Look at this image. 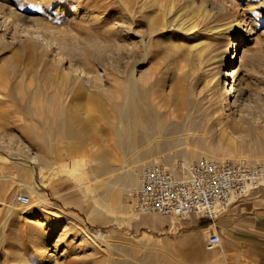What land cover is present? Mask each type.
<instances>
[{
	"label": "rangeland",
	"instance_id": "374dc122",
	"mask_svg": "<svg viewBox=\"0 0 264 264\" xmlns=\"http://www.w3.org/2000/svg\"><path fill=\"white\" fill-rule=\"evenodd\" d=\"M3 1L0 0L1 10L8 8L13 15H20V19H24L22 22L27 21L57 38L69 47L70 54L74 56L72 60L81 63L87 72L99 76L100 82L94 80V83L81 84L79 89H75L60 79L59 70L54 71L48 64L37 66L30 58H24L15 43L9 46L0 43V133L10 138L13 136V141H20L9 145L21 149L20 153H13L15 159L11 163L0 159V264H13L14 249L28 250L34 243L31 238L33 233L37 238L46 233L44 245L46 251L53 255L47 264H55L54 259L58 260V264H253L252 258L241 244L233 241L231 234L216 230V219L214 222L196 219L198 224L194 225L176 216L138 215L131 200L137 186L130 190L128 196L121 197L130 211L117 208L113 198L106 202L107 195L100 181L115 176L123 165L133 167V157L153 148L156 140L155 135H151L148 142L142 141L128 150L124 147V152L115 143L114 127L119 120L124 91L120 59L121 0ZM250 1L252 3H249L247 11L261 15L257 28L254 27L247 35L244 43L246 50L253 51L255 59L258 56L256 70H253L256 74L247 83L249 95L246 101L250 106L259 105L260 111H257L261 112V105H264V0ZM242 2L245 1L241 0L240 4ZM58 8L63 11H56ZM68 8L75 15L68 14ZM13 15L11 18L17 19ZM11 23L8 27L13 28ZM78 50L88 54L86 62H83V53ZM21 56L22 61L19 59ZM91 58L99 59L104 66L91 61ZM64 67L65 63L62 69ZM149 70L147 62L139 68L147 76L145 84L149 79ZM147 96L151 98L150 94ZM183 99L181 110L171 107L168 115L158 116L166 130L160 141L166 146L139 163L140 167L135 169L137 178L141 167L148 162L162 161L170 154L175 157L169 164L171 166L181 159L180 155L186 148L198 154L191 161L209 156L200 149L198 140L224 143L233 139L234 144H239L236 135L231 138L228 131L222 134L210 127L208 116L216 115L205 100L193 97L190 86L184 89ZM232 113L229 115L248 116L247 112ZM249 113L252 115V112ZM263 113L258 114L264 116ZM76 120L85 123L88 129L81 133L74 130V134L68 136L66 126L72 121L75 125ZM259 121L256 126L254 124L257 128ZM194 122L199 126L195 130L174 127V123L185 126ZM92 138L101 139L103 145H88V140ZM255 140L249 138L246 144L252 145ZM25 147L37 152L42 163L48 166L41 170L39 166L32 165L26 158ZM253 149L254 152H261L260 148ZM5 152L0 148V157ZM105 166L112 168L91 174L92 170ZM31 182L37 194L30 190L28 184ZM18 196H30L28 205L20 206ZM11 203L18 214L7 213L6 205ZM42 208L55 217L49 216ZM69 216L73 217V225L64 221ZM81 230L86 231L88 237ZM26 232L33 233L29 235ZM210 235L219 239V247L214 251L205 247ZM34 260L32 264H41Z\"/></svg>",
	"mask_w": 264,
	"mask_h": 264
},
{
	"label": "bare ground",
	"instance_id": "6f19581e",
	"mask_svg": "<svg viewBox=\"0 0 264 264\" xmlns=\"http://www.w3.org/2000/svg\"><path fill=\"white\" fill-rule=\"evenodd\" d=\"M240 1L121 0L122 41L120 47L122 53L120 59L123 65L124 91L119 120L114 127L117 137L115 143L120 151L124 152V147L128 150L142 141L148 142L151 135H155L156 140L153 148L133 157L131 162L133 167H129L127 164L123 165L119 167L121 171L115 176L100 181L99 184L107 195L106 202L107 199L113 198L117 203V208L130 211L128 204L124 203L121 197L128 196L130 190L137 186L135 169L140 167V162L143 163L152 156L151 154L159 153L166 146L165 142L160 141L166 130L165 125L158 120V116L168 115L171 112V107L177 111L181 110L184 104V89L186 90L188 86L193 91V97L197 100H205L211 108V112L216 115L208 116L210 127L219 130L222 134L228 131L231 138L236 135L240 141L239 144H234L233 139L224 143L214 141L203 143L198 140L197 144L209 155L207 157H214L212 159L219 161L225 159L237 161L235 159L238 158L249 163L264 159V116L258 114L264 112L262 109L264 105H261L263 111L258 112L260 111L259 105L253 106L252 104L250 106V103L246 101L249 95L247 83L254 74L253 70L258 56L256 60L253 51L246 50L244 47L247 35L259 24L261 14H252L251 11H247L252 1L244 0L243 4H240ZM0 6L2 8V5ZM56 11L62 12L63 10L58 8ZM66 12L72 13L69 8L66 9ZM262 13L264 15V12ZM12 15L13 12L8 8L0 9L1 44L9 46L15 43L19 53L24 54V58H30L37 66L48 64L54 71L59 70L61 72L60 79L70 83L75 89L77 87L79 89L81 84L94 83V80L100 82L99 76L87 72V68L85 69L81 63L77 64L72 60L74 56L70 54L69 47L37 26L30 25L27 21L22 22L24 19H20V15H18L19 17L13 15L17 18L16 21L11 18ZM10 19L12 20L9 21ZM10 22H12L13 28L8 27ZM78 51L74 54L77 55ZM79 52L83 53L81 50ZM85 54L82 55L83 62L89 59H85L88 55ZM79 55L81 56V54ZM95 58H91V61L104 66L99 59ZM19 59L22 61L23 56ZM145 62L150 64L149 79L146 84L147 76L145 77V74L139 71L140 66ZM63 63L66 64V67L62 69ZM85 65L87 66V64ZM48 77L53 78L52 75H48ZM149 94L151 98L147 96ZM232 112H239V114L247 112L248 116L229 115L230 113L234 114ZM249 112H252V115ZM224 114L225 116H221ZM258 120H262L259 121L260 124L257 123L259 128L255 127ZM174 125L175 128L190 127L193 130L199 128L197 122L185 126H179L177 123ZM86 129L88 126L85 123L76 120L75 125H73V121L67 124L66 133L70 136L74 134V130L80 132ZM13 138V136L10 138L9 135L0 133V148L6 150L4 156L0 157L2 162L11 163L10 161L15 159L13 153H20L21 149L9 145V143L20 142L13 141ZM249 138H255L257 141L255 140L256 142H253L252 145H247L246 140ZM103 143L99 138L88 140V145L91 146H101ZM254 146L260 148L261 152H254ZM75 147L78 146L75 145ZM25 148L27 150L26 158L32 165L39 166L41 170L48 166L42 163L37 152ZM197 155V152L186 148L180 157L183 161L192 162L191 159ZM174 158L167 154L164 160H153L152 162L170 166L169 164ZM149 163L151 162L147 164ZM111 168V166L101 167L92 170L91 174L103 173L104 170L109 171ZM28 185L32 193L37 194L34 184L31 182ZM26 199H30V196ZM14 207L15 205L12 203L6 205L7 213L18 214ZM42 210L44 209L42 208ZM44 211L49 216L55 217L53 213ZM130 216L129 218H131ZM70 217L65 218L64 221L73 225V217ZM81 233L88 237L86 231L81 230ZM35 234L31 235L34 243L30 244V248L27 247L28 250L14 249L13 264H32L34 259L35 262L41 264L49 262L53 255L46 251L47 247L44 245L46 239L44 234L46 233H40L41 238H37ZM54 260L53 263L58 264L56 263L58 260Z\"/></svg>",
	"mask_w": 264,
	"mask_h": 264
},
{
	"label": "built area",
	"instance_id": "2783aa9c",
	"mask_svg": "<svg viewBox=\"0 0 264 264\" xmlns=\"http://www.w3.org/2000/svg\"><path fill=\"white\" fill-rule=\"evenodd\" d=\"M137 181L131 197L138 215L214 222L233 202L261 188L264 161H219L201 156L192 162L178 159L173 166L151 162L141 167ZM17 203L26 206L28 200L18 196ZM205 247L216 250L219 239L210 235Z\"/></svg>",
	"mask_w": 264,
	"mask_h": 264
},
{
	"label": "crops",
	"instance_id": "0c3cea01",
	"mask_svg": "<svg viewBox=\"0 0 264 264\" xmlns=\"http://www.w3.org/2000/svg\"><path fill=\"white\" fill-rule=\"evenodd\" d=\"M186 220L198 224L196 218ZM214 226L221 233L231 234L233 241L241 244L252 258L253 264H264V184L252 194L233 202L216 218Z\"/></svg>",
	"mask_w": 264,
	"mask_h": 264
}]
</instances>
